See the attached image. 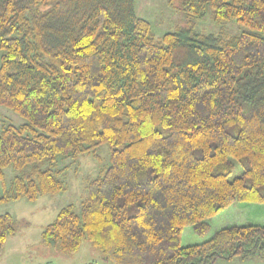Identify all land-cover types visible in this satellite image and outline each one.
<instances>
[{
	"label": "trees",
	"instance_id": "obj_1",
	"mask_svg": "<svg viewBox=\"0 0 264 264\" xmlns=\"http://www.w3.org/2000/svg\"><path fill=\"white\" fill-rule=\"evenodd\" d=\"M134 2L0 0V105L26 120L0 131V203L66 191L59 161L108 144L80 212L63 207L44 244L88 240L116 264L264 257V225L181 243L236 201L264 204V0H181L187 25L159 38ZM209 8L243 30L198 33ZM16 232L1 214L0 252Z\"/></svg>",
	"mask_w": 264,
	"mask_h": 264
},
{
	"label": "rangeland",
	"instance_id": "obj_2",
	"mask_svg": "<svg viewBox=\"0 0 264 264\" xmlns=\"http://www.w3.org/2000/svg\"><path fill=\"white\" fill-rule=\"evenodd\" d=\"M136 14L147 19L156 37L173 31L178 26L187 25L181 0H135ZM195 30L205 34H235L243 28L235 21L218 23L213 11L195 20ZM26 120L14 110L0 105V131L4 126H19ZM97 157L93 154L81 155L77 159L66 158L59 161V168L68 166L61 175L67 184L66 191L44 195L36 201L25 198L18 201L0 203V215L9 213L16 221L17 232L9 236L3 251L0 252V264H116L105 258L102 251L84 240L75 253H66L57 247L47 246L42 242L41 234L46 225L53 222L59 211L73 205L76 212L81 210V202L87 197V185L102 168L109 165L111 156L108 144L97 148ZM242 173V167L236 164L230 179ZM17 174L12 167L5 169V183H11ZM4 185L0 181V192ZM210 231L202 236L192 226L185 227L182 233V245L201 243L209 239L217 230L230 225H264V204L236 201L211 220ZM214 264H264V257L252 255L245 259L236 257L232 260L219 259Z\"/></svg>",
	"mask_w": 264,
	"mask_h": 264
}]
</instances>
